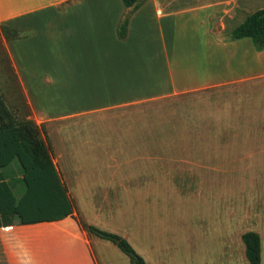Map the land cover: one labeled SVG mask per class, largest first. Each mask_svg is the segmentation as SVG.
I'll list each match as a JSON object with an SVG mask.
<instances>
[{"label":"rangeland","instance_id":"obj_1","mask_svg":"<svg viewBox=\"0 0 264 264\" xmlns=\"http://www.w3.org/2000/svg\"><path fill=\"white\" fill-rule=\"evenodd\" d=\"M11 47L20 60L18 44ZM42 49L45 60L50 49ZM30 60L32 100L0 33V93L17 120L41 124L63 179L105 178L115 200L102 203L117 214L105 213L103 229L127 237L147 264H249L242 240L249 230L261 235L264 256V168L253 158L264 141L252 133L264 124V111L252 109L264 106V79L114 104L90 100L99 90L76 88L66 70ZM96 237L101 264H130Z\"/></svg>","mask_w":264,"mask_h":264},{"label":"crops","instance_id":"obj_2","mask_svg":"<svg viewBox=\"0 0 264 264\" xmlns=\"http://www.w3.org/2000/svg\"><path fill=\"white\" fill-rule=\"evenodd\" d=\"M261 8L264 0H145L135 10L122 0H0V33L28 100L33 86L26 60L34 57L30 61L41 68L66 70L76 88L99 90L90 100L122 104L264 79V50L257 51L250 38L230 39ZM126 15L127 34L120 38L118 27ZM4 27L20 35L9 40ZM15 44L18 61L11 47ZM42 45L50 49L45 60ZM252 109L262 112L264 106ZM78 111L84 110L56 115ZM252 133L264 141V124ZM256 149L254 166L264 168V145ZM104 179H63L74 205L71 216L0 227V264H101L94 250L97 237L84 229L82 220L102 228L105 213L114 217L115 207L102 203L115 200Z\"/></svg>","mask_w":264,"mask_h":264},{"label":"trees","instance_id":"obj_3","mask_svg":"<svg viewBox=\"0 0 264 264\" xmlns=\"http://www.w3.org/2000/svg\"><path fill=\"white\" fill-rule=\"evenodd\" d=\"M133 10L145 0H122ZM129 15L118 27V35L127 34ZM8 38V27L3 28ZM250 38L257 51L264 50V8L251 13L237 26L231 40ZM42 126L34 119L17 120L0 93V227L56 221L73 215L74 205L52 150L42 136ZM84 229L108 240L129 256L130 264H147L130 241L119 233L102 229L82 220ZM249 264H263L261 235L254 230L242 234Z\"/></svg>","mask_w":264,"mask_h":264}]
</instances>
